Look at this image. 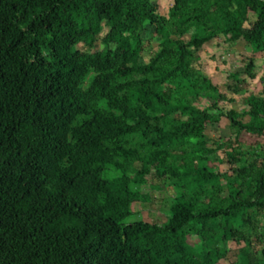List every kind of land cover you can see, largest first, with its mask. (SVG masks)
Here are the masks:
<instances>
[{
    "label": "trees",
    "instance_id": "obj_1",
    "mask_svg": "<svg viewBox=\"0 0 264 264\" xmlns=\"http://www.w3.org/2000/svg\"><path fill=\"white\" fill-rule=\"evenodd\" d=\"M221 35L254 80L264 0H0V264H264V78L220 108L195 62ZM147 184L163 222L131 209Z\"/></svg>",
    "mask_w": 264,
    "mask_h": 264
},
{
    "label": "rangeland",
    "instance_id": "obj_2",
    "mask_svg": "<svg viewBox=\"0 0 264 264\" xmlns=\"http://www.w3.org/2000/svg\"><path fill=\"white\" fill-rule=\"evenodd\" d=\"M153 3L157 6L158 11L161 14H166L168 8L172 4V0H153ZM237 34L236 32H234ZM188 38V35L185 36V39ZM229 35L226 37L221 35L212 42L206 44L199 51L198 59L195 62V66L199 69H202L207 75H209L214 83L219 85V90L225 93L228 98H233L234 102L229 101H221L219 103L220 108L227 110L230 108H234L237 111H241L246 108L244 103L245 96L244 92L251 88L256 93H260L262 90V82L260 78H264V67H261V55L255 54L257 68L255 71L257 72V76L254 80H247L248 82H235V80L230 77L232 74L238 71H242V65L246 61V55H250V47L239 37L236 42L231 43L229 40ZM100 49L103 46H99ZM158 50V46L156 40L152 42L151 49H146L143 52V60L147 61L150 55ZM241 77H245L244 73H241ZM233 87L236 89L233 91ZM210 100L204 99L200 101L201 106L209 105ZM226 124V120L222 119L221 127ZM219 125L209 123L206 126V135L210 137V141L212 138H218L219 136H225L227 139L229 137V131H224L222 133L219 130ZM220 127V128H221ZM224 138V139H225ZM254 137L246 134L241 135V141L243 142V147L248 148L249 145H252ZM218 168L221 171L227 170V166L224 164H219ZM142 192L144 194L150 193L152 196V201L141 203V202H133L131 205V209L138 213L145 221L154 222L159 221L163 222L166 218V210H167V198L169 196H173L174 192L171 187L162 185L161 190L152 189L150 184L144 185L142 187ZM238 249V244L231 242L229 244V252L226 258L220 261V264H227L233 262L236 258V252Z\"/></svg>",
    "mask_w": 264,
    "mask_h": 264
}]
</instances>
